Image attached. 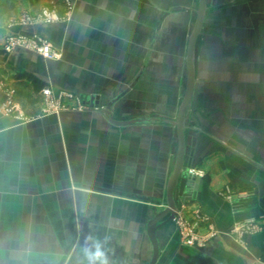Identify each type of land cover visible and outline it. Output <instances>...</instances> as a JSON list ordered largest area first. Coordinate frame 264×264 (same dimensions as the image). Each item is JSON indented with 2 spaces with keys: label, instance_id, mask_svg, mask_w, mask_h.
Here are the masks:
<instances>
[{
  "label": "crops",
  "instance_id": "0c3cea01",
  "mask_svg": "<svg viewBox=\"0 0 264 264\" xmlns=\"http://www.w3.org/2000/svg\"><path fill=\"white\" fill-rule=\"evenodd\" d=\"M3 3L12 9L0 19V205L33 206L30 220L53 225L2 228L0 237L16 240L7 246L11 262L2 257L0 264H70L75 255L97 264L108 253L103 244L112 246L113 264H147L146 222L154 199L164 200L177 146L175 126L163 119H175L183 95L197 0ZM44 3L60 10L59 21L40 17ZM34 33L61 56L6 49L12 38ZM194 64L184 165L203 183L195 198H179L177 216L157 229L155 264H264V0H207ZM20 81L38 102L17 99ZM132 82L112 117L160 121L120 126L82 101L99 94L103 106ZM96 189L101 193H86ZM79 219L101 222V250L75 240L94 230L58 228Z\"/></svg>",
  "mask_w": 264,
  "mask_h": 264
},
{
  "label": "water",
  "instance_id": "95a60500",
  "mask_svg": "<svg viewBox=\"0 0 264 264\" xmlns=\"http://www.w3.org/2000/svg\"><path fill=\"white\" fill-rule=\"evenodd\" d=\"M207 9V0H197L195 8V17L188 36L185 53V86L181 101L178 105L175 119H163L164 122L175 126L177 146L174 163L166 181L165 196L163 202H157L154 199L153 215L146 222V234L152 247V254L147 264H155L159 257V243L157 240V229L165 223L173 220L178 214L177 200H190L195 198L197 191L201 187L203 180L197 176L192 169L184 165L185 153V116L187 108L191 102L194 83H195V45L198 36L201 33L205 11ZM136 81V80H134ZM133 81V82H134ZM130 83L123 91L111 97L103 106L99 105V94L83 95V103L91 109H97L103 114L105 119L113 124L120 126L131 123H147L151 121H160L157 117H136L130 119H115L112 117V105L121 98L133 85ZM162 204L163 207L157 209L156 205Z\"/></svg>",
  "mask_w": 264,
  "mask_h": 264
},
{
  "label": "rangeland",
  "instance_id": "374dc122",
  "mask_svg": "<svg viewBox=\"0 0 264 264\" xmlns=\"http://www.w3.org/2000/svg\"><path fill=\"white\" fill-rule=\"evenodd\" d=\"M55 3V2H53ZM53 3H44L43 6L45 5H53ZM55 6V5H54ZM42 7V6H41ZM40 7V8H41ZM56 10L58 11V13L61 15L60 13V10L55 6ZM65 15V14H64ZM48 89V88H46ZM44 90V89H43ZM42 90V97L45 98V100L47 101V99H49L52 95L51 91L49 93H44ZM50 90V89H49ZM14 94V93H13ZM79 100V98L77 99V101ZM50 102V101H49ZM46 104V103H45ZM49 108V107H48ZM3 191H0V195L2 194ZM89 193V195L91 194H96V193H101V190H87L86 193ZM5 193V192H4ZM12 200V199H10ZM1 201H5V199H1ZM17 201H15L16 203ZM10 205H0V215L1 217H3V221L0 220V230L2 228H5V227H10L11 230H20V231H26L28 229H32V228H38L39 230H43V231H48L53 223L51 222H48V221H39L37 219H35V221H32L29 219V215H30V212H32L34 210L35 207L33 206H30V205H17V204H14L12 202L9 203ZM100 207V210L98 211H95L96 213H101V206ZM38 209V207H36ZM58 208H63L65 210L69 209L70 207H66V206H59ZM82 207H78V211H77V214L79 215V217L84 214L85 211H83L81 209ZM40 209V207H39ZM40 213V211H39ZM22 215V218L23 217H26L25 220H22L21 218V215ZM38 214V212H37ZM36 217V216H35ZM38 218V217H36ZM58 228L62 231V232H65V230H69L71 228L74 229V233L76 235L78 234H82V233H89L91 232L92 230H94V234L93 236L94 237H86V238H83V239H76L75 237V240L79 241L80 240V245L82 246V248L86 249V250H90V249H100L101 250V237L97 238L95 237L96 235L97 236H101V222H86L84 220H81L79 219L78 221H64V222H58ZM89 229V230H88ZM98 229V231H97ZM10 230V231H11ZM100 230V231H99ZM13 235L11 234L9 237L10 238H2L0 237V259L3 257V261L2 262H6V261H10L12 260L11 257L13 256V254H9L8 253V249H7V246H10L12 245V242L14 240H16V238L12 237ZM16 236V235H15ZM49 238L50 235L48 236ZM47 237V239H48ZM46 239V238H45ZM99 241L98 244H96V242ZM73 242V241H72ZM74 245H72V243L70 244V246L68 245V248L69 247H73ZM103 248L104 250H107L106 254H102L103 257H106L105 260L101 261V256H100V260L97 261V264H113L112 263V259H113V252H112V246H107L105 244H103ZM3 249V250H2ZM2 254V256H1ZM104 259V258H103ZM123 259H124V256H123ZM11 262V261H10ZM95 262V261H94ZM93 261L90 262V264H95ZM144 261H139L137 264H143ZM2 264V263H1ZM70 264H81L79 261H78V258L77 256L75 255V257H72L70 259ZM83 264V263H82ZM86 264V263H85ZM122 264H129L128 262H122ZM146 264V263H145Z\"/></svg>",
  "mask_w": 264,
  "mask_h": 264
},
{
  "label": "built area",
  "instance_id": "2783aa9c",
  "mask_svg": "<svg viewBox=\"0 0 264 264\" xmlns=\"http://www.w3.org/2000/svg\"><path fill=\"white\" fill-rule=\"evenodd\" d=\"M63 1V0H61ZM39 15L46 22H55L61 19V15L58 13L54 5H45L40 8ZM23 22L31 21L32 19L28 16H23ZM19 46L29 50L38 52L45 58L57 59L61 56L60 51L49 41L42 38L38 34H32L30 36H19L12 38L6 45V49L11 47ZM44 93H49V89H44Z\"/></svg>",
  "mask_w": 264,
  "mask_h": 264
},
{
  "label": "trees",
  "instance_id": "16d2710c",
  "mask_svg": "<svg viewBox=\"0 0 264 264\" xmlns=\"http://www.w3.org/2000/svg\"><path fill=\"white\" fill-rule=\"evenodd\" d=\"M12 9L11 4L3 3L0 6V19L3 15L9 12ZM4 32V28L0 25V35ZM19 85V89L16 91V96L19 101H24L25 104H34L39 101L38 97H33L29 93V85L24 81H20L17 83Z\"/></svg>",
  "mask_w": 264,
  "mask_h": 264
}]
</instances>
